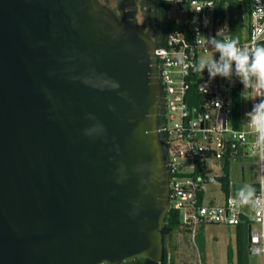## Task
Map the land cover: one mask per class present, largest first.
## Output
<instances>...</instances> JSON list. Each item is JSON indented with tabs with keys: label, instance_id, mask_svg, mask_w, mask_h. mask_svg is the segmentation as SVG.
<instances>
[{
	"label": "water",
	"instance_id": "95a60500",
	"mask_svg": "<svg viewBox=\"0 0 264 264\" xmlns=\"http://www.w3.org/2000/svg\"><path fill=\"white\" fill-rule=\"evenodd\" d=\"M118 8L0 0V264H162L163 84Z\"/></svg>",
	"mask_w": 264,
	"mask_h": 264
},
{
	"label": "built area",
	"instance_id": "2783aa9c",
	"mask_svg": "<svg viewBox=\"0 0 264 264\" xmlns=\"http://www.w3.org/2000/svg\"><path fill=\"white\" fill-rule=\"evenodd\" d=\"M248 5L246 28L237 33V40L240 47L251 50L264 46V0H250ZM189 6L190 27L170 33L166 44L155 50L163 84L166 122L159 131L165 140L171 208L182 212L183 224L190 230L193 241L200 224L246 225L249 252L264 259V154L255 147L258 134L246 120V113L260 97L249 87L245 89L248 100L243 99L244 85L236 77L231 81L219 76L213 79L207 70L204 73L194 70L201 59L215 56L218 59L217 51L203 43V36L215 37L220 30L223 31L218 39L233 36L225 8L219 2L191 0ZM177 13V19L186 22L185 10L178 7ZM205 18L209 21L207 26ZM198 32L203 35L200 46L196 45ZM251 151L258 154L260 179L254 188L262 203L259 207L237 206V196L226 194L222 181L226 173H210L209 169L218 165L224 171L229 159L249 156ZM212 183L225 194L223 201L208 199Z\"/></svg>",
	"mask_w": 264,
	"mask_h": 264
},
{
	"label": "rangeland",
	"instance_id": "374dc122",
	"mask_svg": "<svg viewBox=\"0 0 264 264\" xmlns=\"http://www.w3.org/2000/svg\"><path fill=\"white\" fill-rule=\"evenodd\" d=\"M117 8L120 0H101ZM221 6L225 8L227 23L232 32L238 28H246L249 13L248 3L238 0H226ZM177 7V8H176ZM173 13L178 14L176 5ZM243 7V10H242ZM207 58V57H206ZM210 58V57H208ZM246 122V121H245ZM258 154L251 151L249 156L229 159L225 163L224 171L218 165L209 169L210 173L221 174L225 172L230 182V195L237 196L244 185L256 187L260 179ZM208 199L221 202L225 194L219 191L217 184H210L207 193ZM241 227L242 229H238ZM255 227L257 225L255 224ZM197 239L185 231L174 235V243L178 248L174 252L175 264H264L263 256L251 254L248 250V228L246 225L232 226L222 223H205L196 228Z\"/></svg>",
	"mask_w": 264,
	"mask_h": 264
},
{
	"label": "clouds",
	"instance_id": "9594fccd",
	"mask_svg": "<svg viewBox=\"0 0 264 264\" xmlns=\"http://www.w3.org/2000/svg\"><path fill=\"white\" fill-rule=\"evenodd\" d=\"M208 22V19L205 18V26ZM221 31L223 30H220L217 36ZM201 36L203 35L198 32L196 36L197 46L202 43ZM217 36H203V43L206 47L217 51L218 59L216 56L201 59L194 65V70L198 73H204L207 70L209 76L213 79L217 76L230 81L233 77L238 78L244 85L241 96L245 100H248L245 89L251 87L258 92L260 99L253 104L252 110L246 113V120L252 130L258 134L255 147L264 154V46L249 50L240 47L237 39L227 37L218 39ZM261 203V197L256 196V190L251 185H244L237 193V206L251 205L259 207Z\"/></svg>",
	"mask_w": 264,
	"mask_h": 264
},
{
	"label": "trees",
	"instance_id": "16d2710c",
	"mask_svg": "<svg viewBox=\"0 0 264 264\" xmlns=\"http://www.w3.org/2000/svg\"><path fill=\"white\" fill-rule=\"evenodd\" d=\"M191 0H157L156 13L154 16L155 24L154 31L150 39L153 41L156 47L166 44L167 38L170 33L175 31H185L190 27L192 13L190 10ZM221 5L226 3V0H216ZM250 0H244L245 3H249ZM177 3V6L184 9L186 12V22H181L177 19L176 15L172 11L173 5ZM223 7V6H222ZM242 28H238V31L232 32L234 39H238L237 33ZM166 122L165 116V104L162 102L160 106L159 124L160 126ZM161 140L163 143V149L165 150L164 135L161 133ZM226 194L230 192V182L228 175L222 178ZM241 226V225H240ZM238 229H242L238 227ZM179 231H185L190 234V230L186 228L182 220V212L174 207L167 213L163 222V237H164V256L162 264H175L174 252L178 248L174 243V235ZM197 239V234H196ZM136 262H142L143 258L136 259ZM239 264H243V260L240 258Z\"/></svg>",
	"mask_w": 264,
	"mask_h": 264
},
{
	"label": "flooded vegetation",
	"instance_id": "af4514ba",
	"mask_svg": "<svg viewBox=\"0 0 264 264\" xmlns=\"http://www.w3.org/2000/svg\"><path fill=\"white\" fill-rule=\"evenodd\" d=\"M136 2H137V12H136L137 24L139 28L142 30V32L150 38L153 34L154 27L156 26L154 16L156 13L157 0H136ZM102 3L107 4L105 2H102ZM119 3L117 5V8L115 9L112 8V9L118 15L119 18H122L123 13L118 8ZM107 5L110 6L109 4ZM143 262H144V259L140 263H143Z\"/></svg>",
	"mask_w": 264,
	"mask_h": 264
},
{
	"label": "crops",
	"instance_id": "0c3cea01",
	"mask_svg": "<svg viewBox=\"0 0 264 264\" xmlns=\"http://www.w3.org/2000/svg\"><path fill=\"white\" fill-rule=\"evenodd\" d=\"M177 3H175L172 7V11H174L175 7H176ZM175 14V13H174Z\"/></svg>",
	"mask_w": 264,
	"mask_h": 264
}]
</instances>
